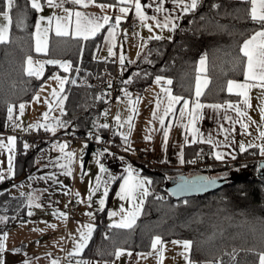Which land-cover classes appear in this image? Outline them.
Returning <instances> with one entry per match:
<instances>
[{
  "label": "crops",
  "instance_id": "1",
  "mask_svg": "<svg viewBox=\"0 0 264 264\" xmlns=\"http://www.w3.org/2000/svg\"><path fill=\"white\" fill-rule=\"evenodd\" d=\"M239 1H248L250 12L251 0ZM40 2L42 5L41 11L38 13L34 9L36 12L33 32L34 55L31 56L34 67L37 66V61H47L44 56L48 53L49 44L53 38L70 37L85 40L81 36L72 35L76 27V11H81L87 17L105 14L110 17L109 25H105L94 36L88 38L92 39L100 35L99 57L101 59L110 57L108 47L112 37H109V40H105V37L109 36L108 27L115 25V17L122 15L118 7L101 10L98 5L104 2L96 0L93 5L86 8L74 5L71 0H53L55 5L62 4V7H50L47 0H40ZM118 2L119 0H116V2L107 4L117 5ZM141 5V10L148 17L144 21L136 16L134 4L121 5L128 7L129 10L128 14L121 19L120 24L115 27L114 44H112L113 55L111 56H116L120 62V55L123 54L124 64L121 65L122 67L131 65L147 42L154 39L153 37L160 36L162 40L170 39L173 30L176 28L172 29L171 24L175 23L177 26L179 19L188 14L180 15V9L174 6L172 0H164L163 8L165 10L163 12L155 11L158 0H141ZM64 9L72 10L71 18L68 17ZM3 12L4 10L0 12V27L8 23L3 18ZM41 16L45 18L52 17V20L51 23L47 19L41 20V31L37 33L36 20ZM153 16L160 21V27L156 26V21L152 19ZM169 16L176 18L166 21L165 17ZM57 17L61 18L60 23L64 25L69 35H56ZM132 17L138 19L135 27L136 36L127 27L128 21ZM165 23H168V28L163 27ZM145 24L149 27H145ZM10 26L11 23L8 24V39ZM38 39L42 42L46 40L47 48L45 52L37 53L35 51ZM202 58L203 64H201V58L197 62L192 95L188 99H182L178 96L181 99L172 106V110L167 115H165V111L169 104V94L172 96L177 95L172 92L169 83H167L169 80L165 78L159 82H156L155 78L139 95L134 92H124V94H120L114 99L111 114L117 125L115 144L120 154L112 158L111 171H101L98 155L90 150L82 148L77 153L67 152L49 143H42L35 149L31 170L27 171L23 165L17 163L18 152L20 150L23 152L27 148L15 139L11 146L8 145V138L13 137L8 132V128L12 122H16L15 130L17 132L26 129H42L45 127H30V123L33 125H48L55 124L57 118L61 119L60 109L52 115L54 106L49 108L48 104L45 103L46 100L53 103L52 94H50L52 90L55 89L60 93L59 84L55 77L63 78L64 76L58 72L52 74L38 88L34 97L42 91L43 95L40 96L41 99L37 105H32V98L30 102L23 104L24 108L22 110L19 108L17 114L8 116L5 131L0 132V141L3 142L0 145V177H2L0 183L11 181L7 188L8 195L12 198L24 199L26 208L25 217L23 219L16 217L12 219V222H8L6 215L0 214V239H2L4 245L0 258H2L3 264H23L25 259L28 260L29 264H53V261L57 264H77V261H80L81 264H188L191 261L190 246L185 249L182 243L184 240L160 241L155 248L152 247L151 242L150 248L140 253L119 248L121 250L119 257L116 256L115 251L111 259L84 256L83 253L97 228V225L88 214L90 210L103 211L106 226L110 229H129L141 215L146 199V196L143 195V188L136 189L132 193L133 198L131 201L127 195L124 199H121L117 193L120 191V185L124 182V178L129 174L132 175L134 181L143 180L148 193L151 179L145 174V170L141 169L134 161L126 158L124 154H131L135 149L142 148L150 154L152 162L159 170L170 171L183 170L184 163H180L181 154L185 161L201 157L199 155L202 149H206L208 152L206 158H210L215 163H233L239 154L250 150H255L257 155L264 159V156L260 155L258 147L264 144V140L259 136V131L264 130V121L261 119V109L264 108V88L259 86V81H245L243 75L240 80L229 81L255 85L247 91V105L244 104V98L240 96L238 89L233 88V91L229 92V81L225 86L226 98H215L210 92H207L209 86L207 60L204 57ZM246 59L245 57V64ZM26 60L24 68L26 67ZM57 65L59 71L64 74L68 73L69 70L66 72L59 64ZM46 66L47 63H44L43 72L39 77L43 75ZM198 69L201 70L198 71ZM198 76L202 85L199 96L196 95ZM205 81L207 83H204ZM65 82L63 92H61L63 98ZM184 100L188 101L186 109ZM197 103L203 105V107L196 109L197 118L193 120V105ZM213 105H219L220 107H212ZM237 108L240 109L242 114L236 111ZM182 109H184L183 113ZM154 111L155 118L153 117ZM44 113L48 114L47 119L44 117ZM117 115H119V121L114 119ZM129 116L132 117L131 129L128 126ZM161 116L164 117L165 121L163 125L159 120ZM241 122L246 126L245 128H241ZM22 124L27 125V128L24 129ZM165 130L168 132L166 140L164 137ZM62 132L64 131L61 127H58L54 133H50L60 134ZM121 133L127 138V143L122 139ZM145 137H150V139L146 140ZM241 143L245 145V151L243 152L240 151ZM250 144L253 147H248ZM214 151L223 153L224 158L217 160L213 154ZM66 153H73L74 155L68 157L65 155ZM10 155L11 174L9 173ZM233 156H235V159L232 158ZM16 170L18 175L15 174ZM98 175L100 177L99 181L97 180ZM182 175L192 176L193 173L185 171ZM97 184H99L98 188L96 187ZM90 187L94 189L91 193V199H89ZM105 187L107 188L106 193ZM29 193H31V206H29ZM101 198H103V204L99 203ZM141 199H143V204H140ZM37 204L40 206L37 207ZM137 208H139V214L135 216L130 227L117 226L126 217H129L130 212H135ZM60 213L66 215L61 216ZM109 213L113 215L110 216ZM88 225L91 226L90 235L86 227ZM81 233L89 237L87 243L79 254H71L77 244L81 243ZM173 241H180L181 243H173ZM192 264L196 263L192 262ZM201 264L212 263L203 262Z\"/></svg>",
  "mask_w": 264,
  "mask_h": 264
},
{
  "label": "trees",
  "instance_id": "2",
  "mask_svg": "<svg viewBox=\"0 0 264 264\" xmlns=\"http://www.w3.org/2000/svg\"><path fill=\"white\" fill-rule=\"evenodd\" d=\"M213 4L218 7L213 8ZM3 10L4 0H0V12ZM9 12V39L0 43V132L5 131L8 122V106H13L12 116L17 114L20 105L30 102L41 84L58 72L68 77L60 119L65 126L61 129L104 133L100 125L107 102L103 92L86 85L90 80L103 79L104 70L113 73V66L99 57L101 36L88 40L53 38L44 58L67 61L68 73L59 71L57 64H47L41 77L29 76L24 64L28 56L34 55L36 12L30 0H13ZM260 27L250 17L248 1L199 0L195 11L179 19L170 39L149 40L131 65L121 66L118 86L122 94L139 95L160 76L171 81L169 86L175 95L188 99L197 62L204 57L209 77L207 92L224 99L226 83L243 77L245 57L240 47ZM130 77V82L125 83ZM37 148L18 152L17 163L27 171L32 168ZM201 151L199 156L206 158L207 150ZM208 160L209 166L190 172L224 178L225 183L215 191L181 199L172 198L167 185L168 178L182 175L185 170L145 171L151 179L150 191L136 223L129 229L98 226L83 255L111 259L119 248L140 253L150 248L154 237H159L162 242L190 241V259L196 264H215L217 260L221 264H258L259 254L264 252V159L250 150L239 154L233 163ZM10 184L11 181L0 183V214L6 215L8 222L16 217L23 219L26 208L24 199L8 195Z\"/></svg>",
  "mask_w": 264,
  "mask_h": 264
},
{
  "label": "snow or ice",
  "instance_id": "3",
  "mask_svg": "<svg viewBox=\"0 0 264 264\" xmlns=\"http://www.w3.org/2000/svg\"><path fill=\"white\" fill-rule=\"evenodd\" d=\"M31 2V7L33 9L36 10V12H40L41 11V2L40 0H30ZM71 2L74 5H78L80 7H88L89 5H93L95 3V0H71ZM174 6H176L177 8L180 9L179 14L182 15L184 13H189V12H193L197 9L199 0H172ZM47 3L50 7L52 6H59L62 7L61 5H55L53 3V0H47ZM134 4L135 6V10H136V16L139 17V19L141 21H144L146 19H148V17L145 15V13L141 10L142 5H141V0H119L117 5H112V4H107V3H101L98 6L100 7L101 10L105 9V8H113V7H118L119 8V12L122 15H117L115 17V25H110L107 29L109 36L105 37V40H109V37H112V41L110 43V46L108 47V53L109 56L113 55V47L112 44H114V32H115V27L118 26L120 24L121 19L123 18L124 15L128 14V7L125 6H121V5H132ZM163 4H164V0H158V5L155 8L156 12H163L165 9L163 8ZM13 5V0H4V12H3V18L5 21H7L8 23L4 24L2 27H0V42H7L8 40V24L11 23V17L9 15V9L12 7ZM213 8L218 7V5L213 4L212 5ZM64 11L68 14V17L71 18L72 16V10L71 9H64ZM75 17H76V27L74 32L72 33V35L74 36H81L83 37L85 40H87L90 36H94L97 32L100 31V29H102L105 25H109L110 24V17L108 15H102V16H91V17H87L84 15V13H82L81 11H76L75 12ZM250 17L252 19L253 22L260 24V29L258 31H256L249 39H246L243 43V45L240 47V52L243 54L244 57H246V64L244 66V78L245 81H259L260 84L259 86L264 88V0H251V7H250ZM176 17H165V20H174ZM47 19L49 21V23H51L52 17H38V19L36 20V30L37 33H40L41 31V20ZM57 24H56V35L58 36H67L69 35L68 31L66 30V28L64 27L63 24L60 23L61 18L57 17ZM152 19L154 21H156V26L160 27V21L156 19L155 16L152 17ZM145 27H149L147 24L144 25ZM164 28H168L169 25L168 23H165L163 25ZM176 27L175 23L171 24V28L174 29ZM154 39H161L160 36H155L153 37ZM146 43V42H145ZM47 48V42L45 41H41V40H37L36 43V48L35 51L37 53L40 52H45ZM120 64L123 66L124 64V56L123 54L120 55ZM203 58H201V64H203ZM47 63V64H52V65H56L59 64L64 71H68L69 70V64L67 61H58V60H47V61H37V66H33V61H32V57L29 56L26 60V67L24 68V71L27 75L29 76H37L39 77L42 72H43V64ZM201 69H198V71H200ZM55 79L58 81L59 84V88H60V92H63V87H64V82L68 79V77H55ZM161 79H163L160 76L156 77V82H159ZM131 77L129 78V81H125V83L130 82ZM72 83H75V80L72 81ZM167 83H171V81H167ZM204 83H207V81H205ZM255 86V85H250L248 83H236L234 81H229L228 82V90L229 92L233 91V88H236L239 90V94L241 97L244 98L243 102L244 104H248V99H247V91L250 87ZM201 81H200V77H197V84H196V95L199 96L201 94ZM52 96L56 99V103L57 105L60 107V111L63 114L64 112V108H63V98H59L60 97V93H58L55 89L52 92ZM99 98V97H98ZM34 100L38 99V97H33ZM119 99V98H117ZM169 104L168 107L165 111V115H167L168 112H170L172 110V106L179 101L181 98L178 96H172L171 94H169ZM46 104H48L49 108L52 107V103L49 101H45ZM184 106L185 109L188 106V101L184 100ZM203 107V105L200 104H194L193 105V120H195L196 117V109ZM212 107H220L219 105H213ZM21 110L24 108V105L21 104L20 105ZM182 113L184 111V109L181 110ZM236 111L239 114H242L240 112V109L237 108ZM13 112V106L9 105L8 106V113L9 116H11ZM47 113H44V117L47 119ZM153 117L155 118V111L153 112ZM116 121H119V115H117L114 118ZM131 119L132 117L129 116L128 117V126L129 129H131L132 125H131ZM261 119L262 121H264V108L261 109ZM160 123L163 125L165 123L164 121V117L161 116L159 118ZM65 123L63 121H60L58 118L56 119L55 124H48V125H34V126H30V127H45L47 131L50 132H55L56 128L58 127H64ZM100 127H108V125H100ZM246 126L243 124V122H241V128H245ZM168 136V132L167 130H165L164 132V137L165 140L167 139ZM259 136L262 140H264V130H260L259 131ZM121 137L122 139L125 141V143H127V138L123 135V133H121ZM14 137H9L8 138V145L11 146L14 142ZM95 139L99 142L101 140V137L99 135H97L95 137ZM145 139H150V137H145ZM209 143H211V141H209ZM3 142L0 141V145H2ZM28 145L25 144V148H27ZM66 147V145L61 144L60 148L61 150H63V148ZM248 147H253V145H248ZM259 147V152L261 156H264V144H261L258 146ZM105 151L107 152L108 150L105 149ZM240 151L243 152L245 151V145L243 143L240 144ZM213 154L215 155L217 160H222L224 158V154L219 152V151H214ZM65 155H67L68 157H72L74 154L73 153H66ZM233 159H235V156L232 157ZM185 161L182 158V154L180 156V163L183 164ZM188 163H195L194 160L192 161H188ZM100 169L101 171H104V168L102 165H100ZM9 173L11 174V155L9 156ZM69 175L71 174L70 172L68 173ZM0 179H2V177H0ZM100 177L99 175L97 176V180L99 181ZM111 179V177H110ZM215 183V179L214 178H210V177H205V176H194L190 179L187 178H183L181 180V182L177 185V190L178 191H186L192 188H202V187H206L208 185L214 184ZM97 188L99 187V184H97L96 186ZM139 188H143V195L147 196L148 195V189L146 187H144V181L143 180H133V177L131 174H129V176L124 178V182L120 185V191L117 193L118 196H120L121 199H124L125 196L127 195L129 200H132V193ZM94 191V189H92L90 187V195H89V199H91V193ZM107 192V188L105 187V193ZM29 206H31L32 201H31V193H29ZM100 204H103V198H101V200L99 201ZM140 204H143V199L140 200ZM37 207H39L40 205H36ZM139 214V208L136 209L135 212H130L129 217H126L124 219L123 222H121L119 225V227H130L131 223L134 222L135 216ZM61 216L66 215L65 213H60ZM89 215H91L89 213ZM109 215H113L112 213H109ZM53 227H55L53 225ZM88 228V232L89 235L91 233V226L88 225L86 226ZM6 235V234H5ZM88 236H85L83 233H81V243L77 244L76 248L74 249V252L71 254H79L80 251L83 249L84 245L87 243L88 240ZM160 243V238L159 237H154L152 240V247L155 248L157 246V244ZM173 243H181L180 241H173ZM185 249H188L191 242L190 241H183L182 242ZM4 250V245L2 242V239H0V253H2ZM15 251V250H14ZM121 254V250L117 249L116 250V256L119 257V255ZM187 259V257H186ZM0 264H3V260L2 258H0ZM23 264H29L28 260L25 259ZM53 264H57V262L53 261ZM77 264H81L80 261H77ZM188 264H192L191 261L188 262ZM215 264H221V261L217 260L215 262ZM259 264H264V252H261L259 254Z\"/></svg>",
  "mask_w": 264,
  "mask_h": 264
},
{
  "label": "built area",
  "instance_id": "4",
  "mask_svg": "<svg viewBox=\"0 0 264 264\" xmlns=\"http://www.w3.org/2000/svg\"><path fill=\"white\" fill-rule=\"evenodd\" d=\"M69 6V5H67ZM138 23V19L132 17L128 21L129 31L136 36L135 27ZM108 64L113 66V73L110 74L107 70L102 72L103 79H93L87 82V87L93 90H98L103 92L104 98L107 102V108L102 119L103 125H108L104 127V133H99L96 131H89L84 134L77 133L74 131H65L60 134H52L45 128L42 129H26L22 132H17L15 127L16 122H12L8 128V132L13 135L16 141L28 145V149L36 148L42 143H49L55 147H60L61 144L66 145L63 149L67 152L77 153L80 149L85 148L98 155L99 165H102L105 171L112 170V158L120 154L116 144L115 138L117 135V125L115 124L111 108L114 99L122 94V88L118 86V78L121 73V64L116 56H110L106 58ZM25 129L27 125L22 124ZM99 135L101 140L98 142L95 137ZM105 149L108 151L106 152ZM124 156L139 165V167L149 173H155L159 169L152 162L150 154L142 149L137 148L131 154H124ZM194 160L195 163H188V161ZM211 163L208 158L196 157L192 159H187L184 162L183 170L191 171L195 169H201L209 166ZM165 199V197H164ZM89 215L91 220L98 226H105L106 221L104 220V213L100 210H90ZM88 213V214H89ZM105 233H108L105 230Z\"/></svg>",
  "mask_w": 264,
  "mask_h": 264
},
{
  "label": "water",
  "instance_id": "5",
  "mask_svg": "<svg viewBox=\"0 0 264 264\" xmlns=\"http://www.w3.org/2000/svg\"><path fill=\"white\" fill-rule=\"evenodd\" d=\"M194 176H205L202 174L199 175H192V176H187V175H179L176 176V178L170 179L168 185H167V191L170 194V196L174 199H181L189 196H198V195H203L212 191L217 190L220 186H222L225 183L224 178H214L215 183L208 185L206 187H202L199 189L192 188L186 191H178L177 190V185L181 182L183 178L190 179ZM206 177V176H205Z\"/></svg>",
  "mask_w": 264,
  "mask_h": 264
},
{
  "label": "rangeland",
  "instance_id": "6",
  "mask_svg": "<svg viewBox=\"0 0 264 264\" xmlns=\"http://www.w3.org/2000/svg\"><path fill=\"white\" fill-rule=\"evenodd\" d=\"M59 90H60V88H59ZM52 92H53V90L50 92V94H52ZM43 95V91L42 92H40L39 94L37 93V95L35 96V97H38V99H36V100H32L33 102H32V105L33 106H35V105H37L38 104V102H39V100L41 99V97L40 96H42ZM52 98H53V105L52 106H54L53 107V113H52V115L53 114H55L59 109H60V107L57 105V103H56V99L57 98H54L53 96H52ZM59 98H63V97H61V92H60V97ZM63 101H64V98H63ZM30 126H34L32 123H30ZM237 169V168H236ZM235 170V169H234ZM239 169H237V171H238ZM187 172V171H186ZM189 172V171H188ZM172 178H176V177H171L170 179H172ZM170 179H168V183H169V181H170Z\"/></svg>",
  "mask_w": 264,
  "mask_h": 264
}]
</instances>
